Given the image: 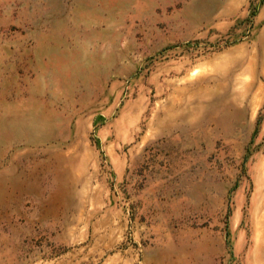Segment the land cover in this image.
Returning <instances> with one entry per match:
<instances>
[{"label": "rangeland", "instance_id": "374dc122", "mask_svg": "<svg viewBox=\"0 0 264 264\" xmlns=\"http://www.w3.org/2000/svg\"><path fill=\"white\" fill-rule=\"evenodd\" d=\"M0 264H264V0H0Z\"/></svg>", "mask_w": 264, "mask_h": 264}, {"label": "bare ground", "instance_id": "6f19581e", "mask_svg": "<svg viewBox=\"0 0 264 264\" xmlns=\"http://www.w3.org/2000/svg\"><path fill=\"white\" fill-rule=\"evenodd\" d=\"M233 71V70H232ZM254 87V86H253Z\"/></svg>", "mask_w": 264, "mask_h": 264}]
</instances>
